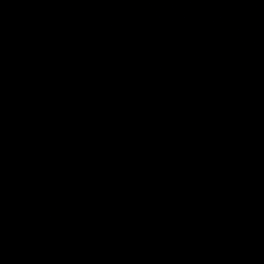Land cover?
<instances>
[{
  "label": "water",
  "instance_id": "95a60500",
  "mask_svg": "<svg viewBox=\"0 0 264 264\" xmlns=\"http://www.w3.org/2000/svg\"><path fill=\"white\" fill-rule=\"evenodd\" d=\"M0 264H264V0H0Z\"/></svg>",
  "mask_w": 264,
  "mask_h": 264
}]
</instances>
